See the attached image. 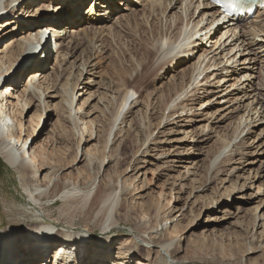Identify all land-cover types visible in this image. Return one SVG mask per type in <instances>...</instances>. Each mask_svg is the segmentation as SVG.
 <instances>
[{
	"label": "rangeland",
	"instance_id": "rangeland-1",
	"mask_svg": "<svg viewBox=\"0 0 264 264\" xmlns=\"http://www.w3.org/2000/svg\"><path fill=\"white\" fill-rule=\"evenodd\" d=\"M117 1L119 2V0H116L114 5L115 13L111 12L110 16L105 14L106 17L100 16L99 23H94L91 19H88L89 22L84 20L82 24L78 25L81 33L80 37L85 38L86 41L81 44L73 57L66 55L67 59L62 64L66 74L61 84H65L69 79L68 88L72 89V82H75L72 77L78 72V67L83 68L81 63H85L88 54L87 52L85 54L83 49L88 47L92 57L74 91L73 111L79 110L83 98L87 96L88 92H92L97 96L92 102L96 109L89 108L88 110L85 105L78 111L79 118L80 116L81 118L79 119V125H76L74 120L68 119V113L59 114L55 103L60 101L61 97L56 100L47 98L49 109L42 111L41 121L36 130V134L38 132L42 133L35 137L33 143V137L29 138L25 145V147H28V145L34 146L41 140L43 141L49 132L54 134L55 130L60 129L61 140L57 139V142L54 141L52 144L51 141H44V144L47 143L48 150L52 151V157L59 161V164L66 165L58 171L55 178H59L61 181L63 178L64 183L70 182L81 187L96 179L97 182L90 197L86 203L84 202L85 206L82 207V203L79 202L83 199V194L77 193L76 190L70 187L71 192L68 196L74 195V197L37 200V191H45L46 193L48 187L41 185V180L35 185L25 182L22 174L9 167L0 153V233L9 229L12 231L32 229L34 225L39 223H49L53 224L54 227V233L51 237L56 233L70 231L75 234H82L84 236L81 237L82 242H87L90 245H92L91 240L95 242V240L107 237L111 240L107 246V251L110 252L109 254H115L118 259L116 262L119 261L120 264H166V259L172 263L182 264L189 262L184 258H189L192 255L204 261L200 264H261L264 249L259 247L253 253L252 245H250L252 239L258 238L259 240V242L258 240L253 241L255 246L256 244L259 246L264 239V237H260L264 229V217L262 219L259 217L264 213V119L260 120L259 114L263 111L261 105H258V112L251 114L249 120L247 119L248 113L244 116L243 121L245 122L247 119L246 122L248 123V127H245L244 132L242 129L245 123H241L238 130L237 127L239 117L245 111V107L239 105L248 103H250L249 107L256 105V100L252 102L254 93L249 94L252 93V88H254V85L249 87V80L252 77L247 75L249 79L243 76L242 80H238V74L240 75L243 70L242 65L255 64L257 69L254 75L256 77L252 81L258 83L260 75L264 74V50L255 48L252 53L248 51L245 53L246 43L240 40L237 42V38L240 35L241 26L244 25L248 35L253 37L252 34L258 32L259 35L256 39L263 41L264 34L260 30L264 28V14L256 16L254 22L242 21L240 27L235 28L231 22L232 20L224 24L220 20L219 11L204 4L208 0H174L172 5L175 8L172 9V5L169 6L165 14H162L159 9L158 12H153L148 0H130L131 5L127 9ZM16 3L18 7H13ZM10 4L14 8V11L10 14H13L15 19H17L15 15L20 10L23 12V17L25 16L27 19L35 16L29 14L35 6L33 0H26L25 3L24 0H13ZM101 8L97 6V16ZM88 9V3L82 6L81 15L83 17L90 16L87 13ZM6 10L7 14L8 9ZM34 10L35 8H33V12ZM205 11L207 12L206 16L216 15V21L211 27L213 31L209 33L210 29L208 31L203 29L204 31L191 38L185 47L186 50H191L189 52H174V54L168 56L163 55L161 49L158 50L159 54L157 53L158 55L156 54L155 58H152L153 61L151 60L148 65V69L151 71L148 70L151 73L150 79L153 81L150 86H146L148 79H143L147 74V72L144 74L145 68L143 70L144 51L150 49L156 52L157 47L155 45L161 39L168 43H165L164 48L166 49L175 38V34L178 35L179 31L183 29L182 32L191 33L196 27V21L204 15ZM56 12V10L53 11V13ZM192 12L196 13L195 18L199 15V18L195 21L193 19L189 20ZM134 13L138 15V22L135 21L122 28L121 24L127 23L124 20L134 15ZM6 14L0 12L2 21L0 23V36L9 29V27L4 26L6 17H2ZM206 16L200 23L199 29L207 27ZM9 17L7 15V18ZM25 21L27 20L25 19ZM119 30L120 35L116 33ZM16 31H19V29L17 28ZM87 31L90 32L88 37L85 34ZM225 31H227L226 34ZM62 33H66L65 40L68 43L70 38L67 35L70 31L63 30ZM183 35L184 33H181L179 37L182 38ZM14 37L15 35H11L0 41V58L4 55L2 50L13 42ZM216 42H218L217 45ZM139 43H141L143 49H140ZM235 43L238 44H236V47H234ZM220 45L221 47H219ZM50 46L55 50L59 48L55 45ZM231 46L234 49H231ZM27 50L18 56L11 67L13 79L21 77L17 86L9 90V92L15 93L11 95L13 96L11 101L16 103L15 96L19 92L22 93L23 86L29 80L27 78L28 73L35 70L28 69L33 59H31L32 55H29ZM48 52L51 53V58L46 59L44 63L47 64L46 72L51 74L54 71L59 53L50 51V47ZM63 53H65V49L62 50ZM160 55H162V58ZM200 55L203 56L200 61L204 57L205 59L202 63L203 67L198 70L195 69V64L197 65L199 62ZM249 55L253 60L250 61L249 65L247 63L243 64V59L249 57ZM230 56L231 60H228ZM215 61L223 62L216 67L212 66L210 69L207 67L202 70L207 64ZM0 63L4 65V68L9 65V61L5 57L0 59ZM224 66L229 68H227V72L223 71L222 73L220 70ZM188 69L191 70L190 73H192L193 79L186 87L179 90L182 82L184 84L188 82V76L185 75ZM87 70L90 71L87 72ZM261 70L262 73H260ZM206 75L209 78L204 80L203 78ZM218 75L221 77L220 82L216 78ZM200 80L203 81L200 82L198 88L206 86L213 92L204 95V89H200L199 93L203 97L192 106V101H188L187 94ZM136 81L138 85L141 83V87L133 92L130 101L120 109L118 115L114 118L112 115L119 107L121 96L128 89H131L132 84ZM131 82L132 84L129 85ZM243 82L246 84L244 89H247V95H250V98L244 95L245 92L242 93L237 89L239 86L242 87L240 84ZM7 84V80L2 75L1 86L4 87ZM84 84L87 85L84 87ZM129 86L130 88H128ZM217 88H220L219 91ZM16 89H18V93L14 91ZM177 90L179 91L176 93ZM262 91L264 92V90ZM208 96L210 99L206 101ZM236 97L239 98L235 99ZM25 99L29 101L26 95L23 100L25 101ZM165 100L167 101L165 114H171L172 116L170 118L166 116L160 121L161 113L158 110L161 101ZM152 107H155V110ZM181 107H186V110H182ZM14 109H16V106ZM84 109L87 114L84 113ZM232 110L236 112H232ZM38 112H40L39 102L31 100L21 116L23 125L25 127L30 126V120ZM207 112L209 113L207 114ZM212 113L215 115L211 118ZM224 114L228 118L220 122L221 117L225 116ZM16 116L20 117V115ZM191 119L192 121H190ZM89 120L90 122L86 124ZM110 120L113 122L112 125ZM168 121L171 122L168 123ZM32 122H35L34 119ZM90 124H92L94 130L92 141L83 144L85 138L88 137L86 135L87 126ZM204 125L207 128L202 132L201 128ZM80 126L85 128L84 135H82V130L80 131ZM150 126L151 132L149 130ZM107 130L111 132L106 150V156L109 157H106L103 168L98 173L97 161L103 160L102 149L105 140L104 134L107 133ZM235 130L237 132L232 139L233 144L231 143L230 147L225 148V154L222 153L223 156H221L219 152H217L218 154L215 153L220 143L233 135ZM193 131L194 136L197 134L195 138L191 137ZM97 132L100 133L101 138L99 136L96 138ZM24 134L25 131L22 130V138ZM82 136L83 140L78 149V143L81 141ZM242 138H244L245 141L242 142L245 144H242L241 153L234 155L235 161L231 163L232 166L238 167V171L233 172L234 175L231 176V181L228 180L232 172L227 173L224 171L215 180H209L206 183L208 164L216 162L213 170L218 167L225 156L230 153L234 143L239 142ZM89 146L98 149L94 154L97 161L93 163L91 170L88 169L87 162L84 159L85 155H82V152L88 149ZM76 149L79 151L77 156ZM178 157L183 158L180 160ZM214 159L218 161H214ZM198 160L199 163L196 168ZM185 166L194 171V174L186 175L185 178L182 177ZM213 170H211V173ZM236 175H240L239 179ZM246 177L248 179L244 185ZM222 179L225 180L222 182ZM232 182L237 183V186L243 183L245 187L240 191H237V188L230 197L224 198V190L226 187L229 188ZM184 183L186 185L181 190L180 187ZM106 184L117 186L116 191L118 192V200L116 199L117 212L114 213L117 223L108 231L103 230V226L99 221L101 213L98 212V209L100 206L93 199L97 196L99 187ZM259 185L261 186L260 189ZM200 186V189H194ZM204 187L207 189L202 190ZM211 200L216 204L207 207L208 202ZM222 202L224 203L222 204ZM219 206L220 208L217 209ZM178 210L180 211L177 212ZM174 212H177L174 216L178 221L170 216ZM254 214L257 215L256 221L254 220ZM167 218H169L168 221ZM176 223L178 224V232L173 231ZM240 224L243 225L242 228L239 227ZM169 240L173 241L169 248L171 250L175 248L176 243L180 244V248L175 254H172L173 258L160 248L161 243L169 242ZM22 243L24 244V242ZM87 243L85 244L87 245ZM94 244L90 250L91 252L85 253V248H81L78 251L79 255L82 257L85 254V257L92 258L96 254L95 248L97 246H94ZM247 246L248 251H245ZM51 248L52 245L43 247L44 254L49 259L54 258L51 255ZM221 251L223 253L236 252L238 259L215 255ZM44 254L42 255L44 256ZM35 255L39 256L37 252H35ZM125 255L129 261L127 259L121 260ZM81 257L80 261H82ZM6 258L8 259L4 264L25 263V260H21L19 254L17 257ZM251 258H255L257 261L255 262ZM41 260H34V264L40 263ZM70 263H74V260Z\"/></svg>",
	"mask_w": 264,
	"mask_h": 264
},
{
	"label": "bare ground",
	"instance_id": "bare-ground-1",
	"mask_svg": "<svg viewBox=\"0 0 264 264\" xmlns=\"http://www.w3.org/2000/svg\"><path fill=\"white\" fill-rule=\"evenodd\" d=\"M12 1L13 0H0V12L2 11V14H6V12H7L6 9H8V13L6 15H3L2 17H6V19L4 20V23H6V24L4 26L9 27V29H7L5 34L0 36V41L3 39H6L7 37H9L11 35H15V37L13 38V42L9 43L5 47V49L2 50L4 55L0 58V59H4V57H5L9 61V65L6 68H4V65L2 63H0V153H1V156L3 157L4 161L9 165V167H11L16 172H19L20 174H22L25 182L29 183L30 185H35V183H37L39 180H41V185H44V187L45 186L48 187V188H46V190H48V192H46V193H45V191H37V193H36L37 194L36 195L37 200H44V199H49V198L54 200L57 197H62L64 199L65 198L68 199L70 197H74V195L68 196V194H70V192H71L70 191V187H71L72 189L76 190L77 193L83 194L82 195L83 199L79 203H82V207H84L85 206L84 202L85 203L87 202L88 198L90 197L92 190L94 189L93 187L95 186L97 181H96V179H93L92 182H89V183H87V185H84V187H81V186H76L75 184H72L70 182L64 183L63 178H62V181L59 178L58 179L55 178L58 171L61 170L66 165L63 166L62 163L59 164L58 163L59 161H56V159L52 157L53 153L51 150H48L47 143L44 144V141H51V144H52L54 141L57 142V139L61 140L62 137L59 134L60 129L55 130L54 134H53V132H49V134L45 137V139L43 141L39 140L40 142H38L34 146L28 145V147L27 146L25 147V145L27 144L29 138L33 137L32 138V143H33V141L35 140V137H37L39 134L42 133V132H38L36 134V130L38 129V126H39L40 121H41L42 111L44 109L45 110L49 109V105H48L49 102L46 101L47 98H53L54 100H56L57 98L61 97V100L58 101L57 103H55L56 108H58V110H59V114H61L63 112L68 113V116H67L68 119L74 120L76 125L77 124L79 125V119L81 118V116L79 118V112L78 111L81 110L85 105L88 107L87 108L88 110H89V108L96 109V106L93 105L92 102L97 98V96L92 92H88L87 96L85 98H83V103L79 107V110L73 111L74 91H75L77 84L80 81L81 77L84 75L85 67L87 66V64L89 63V61L92 57V55L89 53L90 51H88V47L86 49H83L85 54L88 53L86 60H85V63H83V64L81 63L83 68L81 69L80 67H78V72L76 73V75L74 74L72 77V79L75 80V82H72V85H73L72 89L68 88L69 79L67 80V82L65 84H61V82H62V80L66 74V70H65V68L62 67L63 66L62 64L67 59L66 55L73 57L75 55V53L78 51L77 49L79 47H81V44H84V42L86 41L85 38L80 37L81 33L79 30L80 27L78 28V25L82 24L84 20L87 21L88 19H91V21H93L94 23H99L98 19L100 16L106 17L105 14H108L110 16L111 12L115 13L114 12V10H115L114 5H115L116 0H103L101 4H98V6L100 5V7H102L101 10L98 11L99 12L98 16L96 15L97 11L95 13V10L97 7V2L95 4L92 2H91V4L89 3L90 5H89L88 12H87L88 15H90L89 17H83L81 15V8L83 5L88 3V0H33V2L35 4V6L33 8H35V10L33 12V8H32V12H30L29 14H32L35 16L33 18H28V19L25 16L23 17V12L21 10L18 11L17 14L15 15L17 19H15V17H13V14H10L11 12L14 11V8H12L11 4H10V3H12ZM173 1L174 0H148L149 4L152 6V11L158 12V9H159L162 12V14H165V12L169 8V6H171L173 4ZM25 2H26V0H24V3ZM118 3L120 5L122 4L123 7L126 9H127V7H129L131 5L130 0H119ZM204 4L207 6H210L211 8H213V7L216 8L217 11H219V13H220L219 15H222L220 8L214 3L213 0H208L207 3H204ZM7 6H9V7H7ZM16 6L18 7L17 3L13 5V7H16ZM4 8H6V9H4ZM53 8H55V10L57 11L56 13H53V11H51V9H53ZM173 8H175L174 5H172V9ZM2 9H4V10H2ZM188 9H189V5H188ZM102 12H104V13L100 14ZM66 14H68V15L65 16ZM195 14H196L195 12L190 13V17H189L190 21L192 19H193V21H195V19L199 18V15L195 18ZM205 14H207L206 11L204 12V15ZM7 15L10 17L7 18ZM204 15H202V17L198 21H196V25H195L196 27L194 28V30H192L191 33L187 34L188 32H182L184 30L183 29V30L179 31L180 32L179 34L184 33L182 38L179 37V34L178 35L175 34V38L169 43V45L166 47V49L164 48V46L166 45L165 43H167V42H164L161 39L155 45L157 47L156 52L153 50H150V49L144 51L145 62L143 64V70L145 68L146 71L144 74H146V72H147V74H146V76L144 75L145 78H143V79H146V80L148 79L146 86H150L151 82L153 81L152 79H150L151 73H149V72H151V71L148 69L149 68L148 65L151 62L152 58L153 57L155 58V55L158 53L157 52L158 50L161 49V51H162L161 53H163V55H168V56L171 55L172 53L174 54V52H178V53L179 52L183 53L185 51L189 52L191 50H186L185 47L187 46L188 41L191 40V38L196 36V34H200L199 32H202L204 30L208 31L210 29L209 33H211L213 31L211 29V27H212V24L216 21V18H215L216 15H213V16H211V15L206 16L205 15L207 17L206 18L207 27L206 28L202 27L199 29L200 23L202 22V20H204V17H205ZM137 16L138 15L136 13H134V15H132L131 17L126 18L124 20V22H127V23H124V24L122 23L121 24V26H123L122 28L127 27V26H129V24H132L133 22L137 21L138 20ZM18 17H20V18H18ZM39 17H40V19L44 18V17H48V20L46 21L47 24L44 25V28L47 27V28L52 29V30H54L56 28V32L59 35V38L57 39L56 44H55L56 47L57 48L59 47V48L57 50H55V48L50 46V51H56L57 53H59L58 59L56 61L57 63L55 64V67H54V71L51 74H48L46 72V68H47L46 65L47 64L45 65L44 61L41 58L42 56H45V61H46V59L49 60V58H51V53L48 52L49 45L48 46L45 45L43 47L44 44H47V43H44L42 45L41 51L40 52L36 51L38 49L37 44L39 43V41L42 37L41 34L43 33L42 32L43 28L41 25L38 29H36L33 24H40V23L44 22V21H41L40 19H38ZM222 17H223V20H222ZM227 18H228V16H221L220 20L223 21L225 24L226 22H230V20H231L229 18L227 20ZM25 19L27 21H25ZM237 20H238L237 22H234L233 19L231 21L232 24H234L235 28H238V26L240 27V25H241L240 23L243 20H245V18L241 17V18H238ZM217 21H219V20H217ZM250 21L254 22V19H252ZM1 22L2 21L0 19V23ZM87 22H89V21H87ZM31 23H33V24H31ZM69 25H72V26H69ZM136 25L139 26V24H137V23H136ZM17 28L19 29V31H16ZM115 29H116V27H115ZM240 29H241L239 31L240 35L237 38V42L240 40L243 43H246L245 46H247V47L245 49V53H247L246 51H248L249 53H252L255 48H262L264 50V40L262 41V40L256 39V37L259 35L258 32H257L258 34L254 32L252 34L253 37H251V35H248L247 31L245 30L244 25L241 26ZM63 30H65L66 32L70 31V33L67 35L68 38H70L68 43H66V40H65L66 33L65 34L62 33ZM89 31H87L85 33L87 35V37L90 35ZM193 31H194V33H193ZM260 31L264 34V28H262V30H260ZM119 32H120V30L116 31V33H118V34H119ZM241 32H242V34H241ZM110 33H112V32H110ZM226 33H227V31H225V34ZM59 39H60V41H58ZM179 39H180V42H179ZM232 39H234V38H232ZM139 44H140V49H143L141 43H139ZM215 44L217 45L218 42H216ZM236 44L237 43H235L234 47H236ZM219 47H221V45ZM234 47L231 46V49H234ZM26 49H28L27 51H28L29 55H32L31 59H33L32 60L33 63L30 62V66L28 69L29 70L35 69V70L34 71L31 70L28 73L27 78H29V80H28V82L26 81L27 83L25 84V86H23L24 89L22 90V93L20 94V92H19V94L15 96V98L17 99V103H16V102L11 101L12 100L11 97H13L11 95L12 94L14 95L15 93H11V92H9V90H12L15 88V86H17L19 78H21V77H17L18 79H15V78L13 79V77H12L13 73L11 71L12 70L11 67L14 64V62L18 59V56H20L21 53L25 52ZM64 49H65V53L62 54V50H64ZM222 49H224V48H222ZM243 53H244V51H243ZM161 56L162 55H160V57ZM202 57L203 56L200 55L199 60H198L199 62L197 63V65L195 64V69L197 68L198 70H201V68L203 67L202 63H203L205 57L202 61H200V59ZM232 58H234V57L232 56ZM228 60H231V56L229 57ZM243 60H244L243 64L247 63L249 65L250 61H252L253 58H250V55H249V57H245ZM247 61H249V62H247ZM222 62L223 61H219V62L215 61L214 63H209L202 70H205L207 67L209 69H210V67L212 68V66L216 67V66H218L219 63L221 64ZM150 67H151V64H150ZM242 67H243V70L240 73V75L238 74V77H239L238 80H242L241 78H243V76H246V78H247L248 77L247 75L252 77V79L254 77H256V75H254L256 72V69H257L255 64L249 65V66L242 65ZM227 68H229V67L224 66V68H222L220 71L222 73H223V71L227 72L228 71ZM148 70H149V72H148ZM89 71L90 70H87V72H89ZM193 71H194V69H193ZM263 71H264V65H263ZM263 71L261 70L260 73H262ZM152 72H154V71H152ZM190 72H191V70L188 69L187 73L185 74L186 76H188L187 77L188 82L185 84H184V82H182L180 85L181 88H179V90L182 89L183 87H186L189 83H191L193 76L191 75L192 73H190ZM216 73H218V72H216ZM2 75H4V79L7 80V82H8V84L4 87L1 86V76ZM70 75H71V73H70ZM10 77H12V78H10ZM206 78L208 79L209 76L206 75L203 79L205 80ZM216 78H218L217 80H218V82H220L221 77H219V75H218ZM248 79H249V77H248ZM252 79L249 80V82H250L249 87H251V86L253 87V85H254V88H252V93H249V94L251 95L254 93L252 96V98H254V99H252V102L256 100V105L254 107H249L250 103H248L246 105L245 104L239 105V106L245 107L244 114H242L239 117V123H238V127H237V130H238L241 126V123L242 124L245 123V126L242 129L243 132L245 131V127L246 126L248 127V123L246 122L247 119L249 120L251 114H256L258 112V110H257L258 105H261V108H263V111L261 110L262 112H260V114H259L260 120L264 119V92L262 91V90H264V74L260 75V79H259L258 83H255V81L254 80L252 81ZM202 81L203 80H200L198 82V84L192 90H190V92H188V94H187V99H188V101H192V106H193V104L197 103L203 97V95H201L199 93L200 89H204V92H205L204 95H208L212 91L210 88H208L206 86L198 88L200 82H202ZM131 84H132V82L129 85H131ZM86 85L87 84H84V87ZM140 85H141V83H140ZM140 85H138V83L136 81V83L132 84L133 87L131 89H128L125 92V94L123 96H121L119 107L116 108V112L115 113L113 112V115H112L114 118H116L120 109L130 101L131 97L133 96L132 95L133 92L134 91L136 92L141 87ZM240 85H242V87L239 86L237 89L242 93L245 92L244 95H247V89L246 88L244 89V87H246L245 86L246 84H244V82H243ZM128 88H130V86ZM219 89H218V91H219ZM179 90H177L176 93ZM14 91L18 93V89L14 90ZM197 91H198V93H197ZM221 91H223V90H221ZM5 94H7L8 97H7V95L4 97ZM25 95H26L27 99H29V101L26 99H25V101L23 100ZM250 95H247V98H250ZM189 96L192 98H190ZM238 98L239 97H236L235 99H238ZM209 99H210V97L208 96L206 101H208ZM31 100H36L39 102L40 112L35 114V117H33L30 120V126L25 127V125H23V123H22L21 116L23 115V111L25 110V107L30 104ZM166 104H167L166 100L161 101V105H160L159 110H158V112L161 113L160 121L163 120L164 117H166V116H167V118H170L172 116L171 114H168V115L165 114ZM15 106H16V109H14ZM242 107H240V108H242ZM85 109H84V113L87 114V111ZM152 109L155 110V107H152ZM182 110H186V107L182 108ZM188 111H189V109H188ZM232 112H236V111L232 110ZM88 113H89V111H88ZM208 113L209 112H207V114ZM246 113H248L247 119L244 122L243 118L246 115ZM15 115H20V117H17V116L15 117ZM213 115H215V114L212 113L211 118ZM226 118H228L227 115H225L223 118L221 117L220 122ZM33 119L35 121L34 123L32 122ZM112 120H113V118H112ZM112 120H110L111 125L114 122V120H113V122H112ZM190 121H192V119ZM88 122H90V120L87 121L86 124ZM122 122H126V121H122ZM170 122L168 121V123H170ZM31 123H32V125H31ZM249 124L251 125V123H249ZM158 125H160V124H158ZM206 128H207V126L204 125L201 128L202 132H204L206 130ZM22 130L25 131L23 138L21 136ZM81 130H82V135H84L85 134V128H81V126H80V131ZM149 130H150V132L152 131L151 126H150ZM237 130H235L233 135L229 136L228 139L223 140L224 142L220 143V145L216 149L215 153L219 152V154L221 155L222 153L226 152L225 148L227 146H229V147L231 146V143L233 141L232 139L234 137V134L237 132ZM93 131L94 130L92 128V124L87 126V134L86 135H88V137L85 138V141L83 144H88L90 141H92L91 139L93 137ZM109 135H111V132H108V130H107V133L104 134L105 140H104V145H103V149H102L103 160H100V161L95 160L96 157L94 154H95L96 150H98L97 147L91 148V146H89L88 149H86L85 151L82 152V155L83 156L85 155L84 159L87 162V166H88L89 170L92 169L93 163L97 161L98 162V173H99V171L101 172L103 165L105 163L106 157H109V156H106L107 155L106 150H107L108 142H109ZM98 136L101 138L100 133L97 132L96 138H98ZM195 136H197V134H195ZM195 136H194V131H193V134L191 137L195 138ZM80 140L81 141L78 143L79 144L78 149H79L80 143L83 140V136L81 137ZM242 141H245L244 138H242L239 142L234 143L232 149H230L231 151L229 150L230 153L225 156L224 160L221 161L220 164L218 165V167H215L214 170H213V168H214V165L216 164V162H212V163L208 164V166L206 168V178H205L206 183L209 180H215L220 174H223L224 171L227 173L232 172V174H230V178L228 180V181H231V176L234 175L233 172L238 171L237 170L238 167L234 166V165L232 166L231 163L235 161L234 155L236 156V154L241 153L240 149L243 146L242 144L244 143ZM30 147H32V148H30ZM29 149H31V150L29 151ZM75 152H76V156H77L79 154V151L76 149ZM192 153H194V152H192ZM189 154H191V153H189ZM221 156H223V155H221ZM178 158L181 160V158H183V157H178ZM116 160H117V158H116ZM214 161H218V160L214 159ZM117 163H119V161H117ZM198 163H199V160L196 163V168L198 167ZM184 168H185V172H184V175H182V177L185 178L186 175L189 176V175L194 174V171L190 170V168L188 166H185ZM211 170H213L212 173H211ZM239 177H240V175L237 176L238 179H239ZM247 179L248 178L246 177L244 185L246 184ZM224 180L225 179H222V182ZM185 185H186L185 183L182 184L180 189L182 190ZM244 185L242 183V185L237 186V183L232 182L230 187L229 188L226 187V189L224 190L225 191L224 198L230 197L232 192H234L237 188H238L237 191L242 190L243 187H245ZM201 186L199 188L195 187L194 189H200ZM260 188H261V186L259 185V189ZM116 189H117V186H112V185L106 184L103 187H99L98 194H97V196H95L96 198L95 197L93 198V199H95L94 200L95 203H97V205L100 206L98 209V212L101 213L99 221L101 222V225L103 226L104 231H108V230L112 229V227L117 223V220L114 217V213L117 212V210H116L117 209L116 199L118 200V198H117L118 192L116 191ZM205 189H207V188L204 187L202 190H205ZM65 202H69V201H65ZM223 203L224 202H222V204ZM214 204H216V203H214V201L211 200L208 202L207 207L214 206ZM219 208H220V206L217 209H219ZM259 208H260V206H259ZM211 209L213 210L214 208L212 207ZM257 209H256V211H258ZM179 211L180 210H178L177 212H179ZM177 212H174L172 215H170L171 218L177 219L174 216L175 214H177ZM254 215H255L254 220L256 221L257 215L256 214H254ZM259 217L262 219L264 217V213L262 215H260ZM168 219L169 218H167V221H168ZM173 221H175V220H173ZM177 221H178V219H177ZM177 225L178 224L176 223L175 226L173 227L174 232H178ZM239 227L242 228L243 225L240 224ZM53 230H54L53 224L51 225L49 223H39L37 225H34V227H32V229L13 230V231L9 229L8 231H5V232L2 231L0 233V264L2 262H3L2 264H4L6 259H8L6 257H11V258L17 257L18 254L20 255L21 260H23V259L25 260L24 264H34L35 263L34 260H36V259H38V260L42 259L40 261V263H38V264H71L70 261H72V260H74V263H72V264H117V263L120 264L119 261L116 262V260H118V259L115 257V254H109L110 252L107 251V249H108L107 246L110 244V241H111L110 238L104 237L100 240H95V242H94V240H91L90 243H92V245H90L87 242H84V243L82 242L81 237H84L82 234H75V233H72L70 231L69 232L68 231L62 232L60 234L56 233V235L51 237V235L54 233ZM260 237H264V229L261 232ZM52 239H55V240H53V242L51 243ZM251 239H252V237H251ZM172 240H169V242H164V243L160 244V248L163 249L167 254H170V257H172V254H175L176 251L180 248V244L176 243L175 248L173 250L169 249L171 247V245L173 244ZM255 240L257 241L258 238L254 239V240L252 239L250 242V245H252L251 249L253 250V253L259 247L264 249V239H263V242L260 243L259 246L257 244L255 246V243L253 242ZM22 242H24V244ZM258 242H259V240H258ZM85 243H87V245ZM93 243H95L94 246H97L95 248L96 254L94 256H92V258H89V256L85 257V254L82 252V255L83 254L84 255L81 257L79 255L78 251H80L81 248H85V250H86L85 253L91 252L90 250L93 248L92 247ZM50 245H52V248H51L52 254L51 255L54 258L49 259L44 254L43 247L45 248V247L50 246ZM112 245H113V243H112ZM221 249H222V247H221ZM245 251H248V246L246 247ZM35 252H37L39 254V256H36ZM42 254H44V256ZM215 255L218 257L222 256L223 258H227V257L232 258L233 257L235 260L238 259L237 253L233 252V251H232V253L231 252H224L223 253V251H221L219 254H215ZM80 257L82 258V261H80ZM196 257L197 256L192 255L189 258H184L186 260H189V262L182 263V264H200L201 262H204L201 258H196ZM124 259H127L129 261V259L127 258L126 255L121 260H124ZM214 260H216V259H214ZM251 260H253L255 262L257 261L255 258H251ZM263 262H264V255H263ZM263 262L261 264H263ZM166 264H176V263L175 262L172 263L170 260L166 259ZM246 264H249V263H246Z\"/></svg>",
	"mask_w": 264,
	"mask_h": 264
},
{
	"label": "trees",
	"instance_id": "trees-1",
	"mask_svg": "<svg viewBox=\"0 0 264 264\" xmlns=\"http://www.w3.org/2000/svg\"><path fill=\"white\" fill-rule=\"evenodd\" d=\"M0 165H1V163H0Z\"/></svg>",
	"mask_w": 264,
	"mask_h": 264
}]
</instances>
